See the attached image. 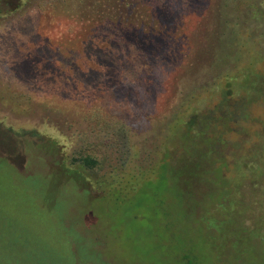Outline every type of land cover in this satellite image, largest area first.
I'll list each match as a JSON object with an SVG mask.
<instances>
[{
	"label": "rangeland",
	"instance_id": "1",
	"mask_svg": "<svg viewBox=\"0 0 264 264\" xmlns=\"http://www.w3.org/2000/svg\"><path fill=\"white\" fill-rule=\"evenodd\" d=\"M45 1L0 2V264H264V191L238 170L264 102L221 152L187 131L264 67V0H113L125 36L91 0ZM83 150L95 171L72 163Z\"/></svg>",
	"mask_w": 264,
	"mask_h": 264
},
{
	"label": "trees",
	"instance_id": "2",
	"mask_svg": "<svg viewBox=\"0 0 264 264\" xmlns=\"http://www.w3.org/2000/svg\"><path fill=\"white\" fill-rule=\"evenodd\" d=\"M71 1L72 0H46L45 6L56 2L66 5ZM91 1L93 4L90 5L89 8L93 10V17L100 18L102 24L115 30V32L122 33V30L118 28V21H116V23L114 22V19L117 15L112 10L108 9L107 6L104 9V6L110 5L113 0ZM154 1L160 5L163 11L173 13L183 6L181 2L187 3L189 0ZM100 6H103L102 11L99 10ZM96 8L99 10L97 14L94 12ZM1 13H3V7H1L0 4V15ZM99 30L102 29L99 28ZM108 34L109 37H112L115 33L109 31ZM122 35L125 36V32H123ZM140 50L138 51V55L135 56V58H138L133 60V65L134 68L136 67L137 69L143 68L145 76H148L152 72L153 67H140ZM220 93L221 100L215 105L213 111L208 110V112L195 114L190 119L187 128L189 133L198 136L200 139L203 138L207 144H210L208 140L214 139L212 143L216 152H221L220 147L222 143L227 140L225 139L226 133L238 131V128L234 127H238L237 119H242L244 122L249 120L251 117L249 112L251 105L260 102V100L264 102V67L261 71H255V69L252 67L245 69L241 72L239 77L237 75L229 76L225 83H223L220 87ZM96 116L100 117V115L97 113ZM101 119L106 125V129H108L110 134H112V136L109 138L112 140L111 145H119L120 148L127 146L129 142V134L126 123L117 117ZM243 130L244 134L246 135L243 144L244 146H249V159L245 162L244 168H241V166L238 167L239 174L242 176L240 178L243 180V182L247 180L252 185L260 186L264 191V123L261 129L256 133L259 137V141L256 143L251 142L252 138L245 129ZM71 161L73 164H77L80 168H84L90 172L95 171L101 163L97 155L84 152V150L74 154ZM229 222L232 221L229 220ZM261 223L264 222L261 221Z\"/></svg>",
	"mask_w": 264,
	"mask_h": 264
}]
</instances>
